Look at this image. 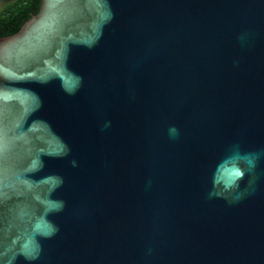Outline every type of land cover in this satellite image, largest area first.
Instances as JSON below:
<instances>
[{
    "label": "water",
    "instance_id": "water-1",
    "mask_svg": "<svg viewBox=\"0 0 264 264\" xmlns=\"http://www.w3.org/2000/svg\"><path fill=\"white\" fill-rule=\"evenodd\" d=\"M0 264H264V0H41L0 37Z\"/></svg>",
    "mask_w": 264,
    "mask_h": 264
},
{
    "label": "trees",
    "instance_id": "trees-1",
    "mask_svg": "<svg viewBox=\"0 0 264 264\" xmlns=\"http://www.w3.org/2000/svg\"><path fill=\"white\" fill-rule=\"evenodd\" d=\"M6 3L0 10V37L18 32L41 6V0H0Z\"/></svg>",
    "mask_w": 264,
    "mask_h": 264
},
{
    "label": "rangeland",
    "instance_id": "rangeland-1",
    "mask_svg": "<svg viewBox=\"0 0 264 264\" xmlns=\"http://www.w3.org/2000/svg\"><path fill=\"white\" fill-rule=\"evenodd\" d=\"M3 2H0V5L2 4Z\"/></svg>",
    "mask_w": 264,
    "mask_h": 264
}]
</instances>
